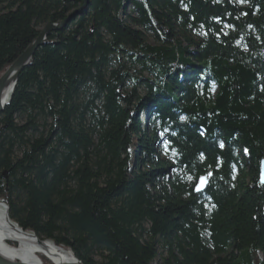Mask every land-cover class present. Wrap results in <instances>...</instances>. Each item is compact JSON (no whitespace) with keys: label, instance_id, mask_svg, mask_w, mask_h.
Here are the masks:
<instances>
[{"label":"trees","instance_id":"16d2710c","mask_svg":"<svg viewBox=\"0 0 264 264\" xmlns=\"http://www.w3.org/2000/svg\"><path fill=\"white\" fill-rule=\"evenodd\" d=\"M85 1L0 0V74ZM46 39L0 113L7 216L84 264H264V0H87Z\"/></svg>","mask_w":264,"mask_h":264},{"label":"bare ground","instance_id":"6f19581e","mask_svg":"<svg viewBox=\"0 0 264 264\" xmlns=\"http://www.w3.org/2000/svg\"><path fill=\"white\" fill-rule=\"evenodd\" d=\"M10 96L8 93L4 103ZM10 241L15 242L16 245L12 246L9 243ZM0 254L8 259L23 262L24 264H39V254L54 263L74 262L72 254L68 251L55 248L49 242L39 245L33 235L22 232L10 224L6 217V210L2 205H0Z\"/></svg>","mask_w":264,"mask_h":264},{"label":"water","instance_id":"95a60500","mask_svg":"<svg viewBox=\"0 0 264 264\" xmlns=\"http://www.w3.org/2000/svg\"><path fill=\"white\" fill-rule=\"evenodd\" d=\"M86 3H87V0L85 1V4L82 6V8L85 7ZM81 9L76 10L74 13L70 14L64 20H62L58 23L45 24L43 26V28L40 30L38 36L33 40V42L21 53V55L17 58V60L4 72V74H2V76H0V113L2 112L4 106L8 102V100H7L4 103V100L7 96V94L8 93L11 94V92H12V90L16 84V81H17V78H18L20 72L28 64V62L32 58L35 50L39 46L46 44V42H47L46 37L48 36V34L50 32L61 30L66 25V23L70 20V18L75 16ZM260 167L261 168H260L259 181L261 184H264V159L262 160ZM203 176H205V175H203ZM199 178L197 179V182L194 186V192L195 193L203 192L206 189L207 184H208V178H207V182L203 186L202 190L196 191V187H197V184L199 182ZM36 241L39 245H42L44 243L38 239ZM72 258H73L74 262H71V263H64V262L54 263V262H52V264H83V262L80 259H78L74 253H72ZM0 264H24V263L8 259V258H6L0 254Z\"/></svg>","mask_w":264,"mask_h":264},{"label":"rangeland","instance_id":"374dc122","mask_svg":"<svg viewBox=\"0 0 264 264\" xmlns=\"http://www.w3.org/2000/svg\"><path fill=\"white\" fill-rule=\"evenodd\" d=\"M86 6V5H85ZM82 8V6L80 7V8H78V9H81ZM85 8V7H84ZM84 8H82L79 12H81L82 10H84ZM77 9V10H78ZM75 12V11H74ZM74 12H72V13H74ZM78 12V13H79ZM71 13V14H72ZM70 15V14H69ZM68 15V16H69ZM74 17V16H73ZM42 28H43V26H42ZM41 28V29H42ZM64 28V27H63ZM62 28V29H63ZM40 29V30H41ZM61 29V30H62ZM54 32V31H53ZM51 33V32H50ZM49 35V34H48ZM48 37V36H47ZM46 37V38H47ZM36 51V50H35ZM21 55V54H20ZM19 55V56H20ZM18 56V57H19ZM17 57V58H18ZM17 58L3 71V72H1V74H0V76H2V74H4V72L17 60ZM31 60V59H30ZM30 62V61H29ZM28 62V63H29ZM27 66V65H26ZM25 66V67H26ZM24 67V68H25ZM23 68V69H24ZM22 69V70H23ZM17 80H18V78H17ZM16 84H17V81H16ZM16 84H15V86H16ZM15 86H14V88H15ZM14 88H13V90H14ZM13 90H12V92H13ZM12 92H11V94L10 95H12ZM11 97V96H10ZM10 97H9V99H8V102H7V104L9 103V100H10ZM6 104V105H7ZM5 105V106H6ZM4 106V107H5ZM4 109V108H3ZM148 110H150L151 111V109L148 107L147 108V112H148ZM139 121L141 122V127L143 128L147 123H148V116L147 115H143V114H141L140 116H139ZM159 154L160 155H162V153H161V150H160V152H159ZM264 158H262V160H263ZM262 160L260 161V163H259V174H258V179L260 178V166H261V162H262ZM197 182V181H196ZM259 183H260V181H259ZM196 184V183H195ZM261 184V183H260ZM262 185H264V184H262ZM0 205H2L3 207H4V209L6 210V217H7V220L10 222V224H12L13 226H15V227H17L19 230H21L22 232H25V233H27V234H30V235H33L35 238H36V240L38 239V240H40V241H42V242H49V243H51V244H53L54 245V247L55 248H58V249H63V250H66V251H68L70 254H72V253H74L70 248H67V247H62V246H57V245H55L52 241H50V240H46V239H40V238H38L32 231H29V230H23L18 224H17V222H15V221H13V220H11L8 216H7V205L4 203V202H1L0 201ZM12 246H15L16 245V243L15 242H13V241H10L9 242ZM60 247V248H59ZM75 254V253H74ZM76 255V254H75ZM72 256V255H71ZM38 257H39V259H40V263L42 264V259L43 258H45L46 260H48L49 262H50V264H52V261H50L49 259H47L46 257H44V256H42L41 254H39L38 255ZM78 258V257H77ZM79 259V258H78ZM84 264V263H83Z\"/></svg>","mask_w":264,"mask_h":264},{"label":"snow or ice","instance_id":"6c2138e0","mask_svg":"<svg viewBox=\"0 0 264 264\" xmlns=\"http://www.w3.org/2000/svg\"><path fill=\"white\" fill-rule=\"evenodd\" d=\"M238 2L244 3V2H246V0H238ZM181 119H183V117ZM208 175H211V173H209ZM206 182H207V176H201L199 178V182L197 184L196 191L202 190V188H203V186L205 185Z\"/></svg>","mask_w":264,"mask_h":264}]
</instances>
